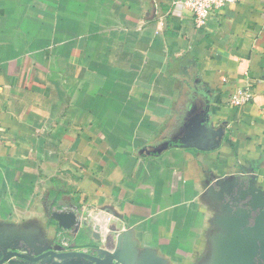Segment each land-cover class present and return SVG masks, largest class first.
<instances>
[{"label":"crops","instance_id":"obj_1","mask_svg":"<svg viewBox=\"0 0 264 264\" xmlns=\"http://www.w3.org/2000/svg\"><path fill=\"white\" fill-rule=\"evenodd\" d=\"M181 1L0 0L1 230L87 249L89 229L50 212L104 211L139 250L198 264L215 181L264 191V0L198 30ZM246 86L249 104L229 108ZM202 121L219 144L192 140Z\"/></svg>","mask_w":264,"mask_h":264},{"label":"water","instance_id":"obj_2","mask_svg":"<svg viewBox=\"0 0 264 264\" xmlns=\"http://www.w3.org/2000/svg\"><path fill=\"white\" fill-rule=\"evenodd\" d=\"M196 128L192 140L212 145L218 138L219 144L221 128L214 130L205 121ZM184 141L185 147L195 143ZM214 186L210 192L223 202L222 213L215 219L218 231L198 264H264V191L252 177L247 182L234 176L219 178ZM50 217L62 231L89 229L91 246L67 250L20 229H0V264H167L154 250H139L130 231H121L104 211L80 217L73 211L55 210Z\"/></svg>","mask_w":264,"mask_h":264},{"label":"built area","instance_id":"obj_3","mask_svg":"<svg viewBox=\"0 0 264 264\" xmlns=\"http://www.w3.org/2000/svg\"><path fill=\"white\" fill-rule=\"evenodd\" d=\"M240 1L242 0H183L180 3L182 8L191 16L194 27L198 30L204 28L215 13ZM252 98L253 94L247 86L240 87L230 95L227 106L229 108H242L249 104Z\"/></svg>","mask_w":264,"mask_h":264}]
</instances>
